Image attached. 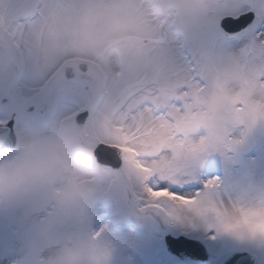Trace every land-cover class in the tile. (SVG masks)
<instances>
[{"label":"snow or ice","instance_id":"obj_1","mask_svg":"<svg viewBox=\"0 0 264 264\" xmlns=\"http://www.w3.org/2000/svg\"><path fill=\"white\" fill-rule=\"evenodd\" d=\"M67 6L68 0H0V41L13 52L0 74L10 81L0 88V155L42 152L49 126L59 121L79 132L95 163H118L140 185L147 206L169 220L264 246V235L235 229L221 214L225 199L217 193L218 177L190 195L151 185L191 183L207 155L240 143L237 130L264 123V0H199L198 22L183 33L171 17L160 15L158 36L164 40L154 41L142 68L93 89L67 79L54 101L41 102L27 78L24 47L37 22L55 20ZM129 147L136 159L129 158ZM176 200L191 202L197 222L180 220L177 208L184 205ZM233 205L240 214L246 210ZM248 210L264 211V198Z\"/></svg>","mask_w":264,"mask_h":264},{"label":"rangeland","instance_id":"obj_2","mask_svg":"<svg viewBox=\"0 0 264 264\" xmlns=\"http://www.w3.org/2000/svg\"><path fill=\"white\" fill-rule=\"evenodd\" d=\"M90 2L91 0H68V6L58 18L37 22L28 34L24 47V57L28 61L27 78L38 90L41 102L54 101L65 89L67 79L62 67L66 64L72 67L76 82L90 89L103 85L106 80L118 74L142 68L153 55L155 45L151 43L154 41L152 39L164 40L158 36L160 24L157 22L154 27L155 23L148 21V14L144 10L172 17V10L175 9L178 15L176 13L173 21L177 30L182 33L191 30L197 23L194 18L198 0H144L143 6L138 5V8L142 18L151 26L150 29L142 27V30L151 35L140 39L142 62L131 64L123 53L112 46L107 49L110 52L108 60L101 63L99 57L104 54L103 47L95 54L77 56L68 46L67 40L56 35L61 26L72 25L78 8ZM147 6L151 9L146 8ZM130 36L136 38L135 34H129ZM12 61L11 44L0 41V74L5 72ZM79 61L91 63L94 69L87 67L80 72L77 68ZM9 83L7 77L0 75V88L6 89ZM47 131V135L54 136L57 141L59 138L60 144L56 146L54 154L47 153L44 145L40 153L21 149L8 155H0V159L23 152L30 158L50 160L58 173L53 181L57 185L63 184L65 180L78 184L91 182L93 178L88 169L102 181L127 174L125 170L119 171L120 168L112 171L97 168L90 154L84 150L79 132L75 129L66 128L57 121ZM235 138L240 143L233 150L223 154L213 152L201 161L191 183L180 185L153 180L151 185L190 195L201 188L204 181L218 177L217 193L227 201L220 208L224 218L235 229L264 234V211L248 210L255 201L264 198V123L237 130ZM126 152L130 159H136L133 148H127ZM153 196L175 200L166 193H154ZM233 201L245 206L243 214L237 212ZM176 203L184 205L177 208V216L183 221L180 210L191 213L192 204L178 200ZM105 208L111 210V219L104 217ZM21 211L24 217L21 226L17 225L12 215L0 216V264H45V258L53 255L66 243H76L77 251L95 255L94 244L78 243L84 232L89 234L90 241H96L101 236L105 239L111 252L109 264H179L165 251L161 237L164 231L204 240L210 255L205 264H217L228 249L239 247L252 251L260 264H264V246L217 234L202 224L196 227L177 224L157 209L147 206L141 187L135 180L102 183L89 203L88 219L84 224H78L63 209H57L46 194H38L29 199ZM130 221L135 222L136 227L130 225Z\"/></svg>","mask_w":264,"mask_h":264},{"label":"clouds","instance_id":"obj_3","mask_svg":"<svg viewBox=\"0 0 264 264\" xmlns=\"http://www.w3.org/2000/svg\"><path fill=\"white\" fill-rule=\"evenodd\" d=\"M139 3L140 0H91L77 9L72 25L61 26L56 35L64 37L77 56L95 54L103 47L105 51L99 60L104 63L110 56L107 49L115 46L131 64L137 65L142 62L140 39L151 35L142 30L147 22L141 16ZM129 34H135L136 38L130 39ZM57 174L50 160L30 158L23 152L0 159V216L12 215L21 226L23 206L32 197L46 194L57 209H63L78 224H84L88 219L89 203L102 183L134 180L127 173L113 180L102 181L93 176L89 183L65 180L57 185L53 182ZM180 212L185 223L197 222L194 214L183 209ZM78 243L94 244L95 255L77 251L76 243H66L45 258V264H109L111 252L102 236L90 241L89 234L84 232Z\"/></svg>","mask_w":264,"mask_h":264},{"label":"water","instance_id":"obj_4","mask_svg":"<svg viewBox=\"0 0 264 264\" xmlns=\"http://www.w3.org/2000/svg\"><path fill=\"white\" fill-rule=\"evenodd\" d=\"M119 164L113 162L110 167H118ZM167 251L182 263H197L208 259V254L202 242L188 239L183 236L165 235ZM220 264H257L253 255L243 249L229 251L228 255Z\"/></svg>","mask_w":264,"mask_h":264},{"label":"bare ground","instance_id":"obj_5","mask_svg":"<svg viewBox=\"0 0 264 264\" xmlns=\"http://www.w3.org/2000/svg\"><path fill=\"white\" fill-rule=\"evenodd\" d=\"M198 2H199V0H198ZM142 2L140 1V3H139V6H143V3L141 4ZM146 6V5H145ZM147 8V7H146ZM148 10V9H147ZM144 12L146 13V14H148V21H150L151 22V24H153V22L155 23L154 24V27H155V25H157V22H158V20H157V18L155 17V16H153V14L151 13V12H149V11H145L144 10ZM194 19H196L195 21H197L198 22V19H199V11H198V7H197V9H196V12H195V18ZM196 23V22H195ZM151 24H149V23H146V24H144L142 27L144 28V29H150V26H151ZM130 39H134V37L132 36V38H131V36L129 37ZM158 39V38H157ZM163 39H164V37H163ZM152 40H156V39H152ZM154 41H151V43H153L154 44ZM256 102H258V103H260V101L259 100H256ZM48 132V131H47ZM48 134V133H47ZM58 144H60V142H59V138H58V141L56 140V138H54V136L52 137V136H50V134L49 135H47V139H46V142H45V144L44 145H46V147H47V153H52V154H54L53 152H55V149H56V146L58 145ZM40 156H42V155H40ZM47 157V156H46ZM74 169V168H73ZM184 184H187V183H184ZM184 184H180V185H184Z\"/></svg>","mask_w":264,"mask_h":264}]
</instances>
